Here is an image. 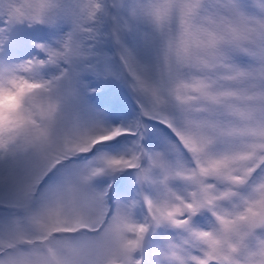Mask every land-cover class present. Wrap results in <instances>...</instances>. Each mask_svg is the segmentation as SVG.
I'll list each match as a JSON object with an SVG mask.
<instances>
[{
    "label": "snow or ice",
    "instance_id": "snow-or-ice-1",
    "mask_svg": "<svg viewBox=\"0 0 264 264\" xmlns=\"http://www.w3.org/2000/svg\"><path fill=\"white\" fill-rule=\"evenodd\" d=\"M97 35L121 72L93 67ZM73 79L97 126L54 138ZM2 92L26 201L87 162L4 205L0 264H264V0H0Z\"/></svg>",
    "mask_w": 264,
    "mask_h": 264
},
{
    "label": "rangeland",
    "instance_id": "rangeland-1",
    "mask_svg": "<svg viewBox=\"0 0 264 264\" xmlns=\"http://www.w3.org/2000/svg\"><path fill=\"white\" fill-rule=\"evenodd\" d=\"M105 2L107 1L105 0ZM64 30L67 32L68 27H65ZM106 39V36L97 35L91 40L92 49L96 50L90 57L93 67H99L101 69H107L113 73H119L122 71L119 54L115 48L109 50L103 47ZM100 49H103V51H100ZM102 78L108 79V76H103ZM86 83L87 82L85 81L77 79L65 82L62 89V95L65 98V101L62 104L61 112L51 129L54 138L75 132L77 122L81 124L87 122L92 126L93 130L97 126L92 124V121L96 119L95 113L92 110L91 105L86 101V96L91 95V90L86 87ZM122 95L123 101L128 108L139 112L140 105L137 97L126 88L123 90ZM122 123L126 124L127 122ZM98 126L104 127L105 125L100 123ZM86 162L87 161L84 159H78L76 161H70L66 166H60L59 169L55 171V175L39 194L37 203L47 194L52 186L68 176L74 175ZM14 166V162L11 159H0V224H3L5 222V217L8 216V212L4 206L5 203H7L9 207L23 209L27 203L31 202V198L27 201L25 200L21 188L12 187L11 185L6 184L3 179L11 174ZM32 167L35 170V164H33Z\"/></svg>",
    "mask_w": 264,
    "mask_h": 264
},
{
    "label": "clouds",
    "instance_id": "clouds-1",
    "mask_svg": "<svg viewBox=\"0 0 264 264\" xmlns=\"http://www.w3.org/2000/svg\"><path fill=\"white\" fill-rule=\"evenodd\" d=\"M19 2L20 0H18V3ZM14 102V96L9 92L0 93V115L7 113L13 106Z\"/></svg>",
    "mask_w": 264,
    "mask_h": 264
}]
</instances>
